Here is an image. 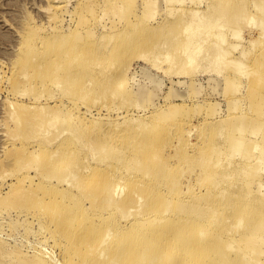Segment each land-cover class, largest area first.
Instances as JSON below:
<instances>
[{"label":"rangeland","instance_id":"1","mask_svg":"<svg viewBox=\"0 0 264 264\" xmlns=\"http://www.w3.org/2000/svg\"><path fill=\"white\" fill-rule=\"evenodd\" d=\"M144 1L147 0H0V102H2L0 103V130H3V132L0 131L2 134L0 138L3 137V140L0 139V239L6 248L15 250L14 255L17 256L15 260L12 256L3 257L0 264H29L34 255L42 251L54 256L48 254V257L46 255L44 258L41 257L49 264L53 258L60 263H64L65 260L66 249L63 241L58 232L56 233L54 223L49 224L45 218L50 210L47 206L51 207L49 203L51 197L48 192H51L52 187L45 189L42 185H35V182L38 183L37 179L45 183L36 176V173H39V170L43 174L52 172L53 166L49 162L32 158V155L29 157L21 150L24 147L27 154L39 150L35 147L37 141L31 139V129L27 127L31 123L35 106L39 103L48 107L47 118L53 109L59 107L64 112L73 113V116H82L89 106L92 112L86 115L85 123L91 124L90 122L93 121L96 124L93 130L86 131L81 143L88 141L92 148H97L104 139L112 140L116 150L110 154L109 164L130 169L134 167L129 165L133 164L131 159L134 157H129V153L123 155L122 150L126 143L133 140L132 143L135 144L138 140L145 141L146 137L139 134L137 136L136 132L132 133L130 129L123 126L117 129L106 124L121 123L124 119L134 120L135 118L148 122L152 118L164 117L166 114L165 117L169 123L176 124L183 116V128L180 131L175 133V131L160 128L153 138L147 141L146 154L139 156L141 163L146 168H152L153 171L158 168V162L159 165L165 162L176 165V157L182 158L181 166L176 165L171 173L167 174L166 184L159 185L153 182L155 186L145 187L146 189L139 191L138 194L142 197H150V192L155 189L157 194L152 195V199L155 202L163 201L164 203L165 198L160 194L162 190L175 188L174 183H177V186L181 184L179 188L184 190L186 182L191 178L190 186L195 188L192 189V196H200L195 185L201 182L202 178L199 175L204 167L219 171V175H216L214 180L224 181L218 183L222 186L219 191H224V194L219 193L216 199L202 198L192 202L183 199L184 202H182L176 197H170L168 206L158 204L155 208L162 210L167 207L166 214H170L169 216L178 214L189 220L193 217L200 218L204 225L211 220V217L214 218L215 225L210 231L212 234L213 230L217 229L221 239L236 236L237 240L231 242V248L238 253L236 255L238 256L244 250L243 253L252 256L248 257L252 259H249L250 262L264 264V230L257 234V238L263 235L258 238L256 246L254 243L250 246L249 243L239 241L240 236L247 230V224L251 222V212L248 210L250 213L243 214L242 211V206L247 202L246 199L248 200L245 196L246 192L250 194L248 197L254 199L258 196L264 201V167L262 168L263 164L256 161L257 157L260 158V150L264 147L262 140L264 136V39L261 38L262 31L258 26V23L263 20H261L263 14L255 7L254 2L258 0H169L168 3L166 0H155L154 17L149 20H140ZM188 11L190 13L196 11L197 14H190ZM195 14L197 16L191 20ZM211 17L220 30L213 29L216 25L212 23L209 27L210 20L212 22ZM250 20L251 22L254 20L255 23H251ZM221 22L226 24L223 30L221 29L223 26L219 27L222 24L218 25ZM185 25L187 27H184ZM198 26H202L201 29L207 26V30L200 31ZM196 27L199 28L198 32H195ZM235 32L237 37L234 36ZM192 33L193 36L196 35L194 40L196 38L197 42L193 41ZM197 35L202 36L199 38ZM214 35L217 36L214 37ZM187 36L192 39L194 45L199 42L196 44L197 47L200 44L199 53H196L197 60L193 63H187L186 55H183ZM219 39L222 44L219 43ZM46 44L51 46L52 51H44ZM72 45L78 46L76 49L79 50L80 56L74 52L71 57L65 59L63 51ZM219 49L225 53L227 50L228 54H220ZM53 51L55 54L52 53ZM167 54L170 58L166 60ZM42 55H48L45 59L47 63H44L43 58L41 59ZM142 56L147 59L141 60ZM215 56L221 59L216 58L215 61ZM222 56L226 59L222 60ZM237 61L240 68L234 65ZM52 62L59 64L58 69L51 65ZM111 63L118 64L119 67L116 68L119 70L120 67L129 68L126 72L127 81L122 84L123 89L129 93L127 96H115L113 89L105 92L107 82L100 80H103V76L107 73L113 72V70L106 71V67ZM177 65L182 70H179ZM173 67L177 70L172 69ZM66 71L69 72L68 75ZM21 77L24 79L22 80ZM226 79L235 81L232 86H228ZM90 81H97L88 95L90 98L78 102V98L82 97L78 90ZM258 81L261 82L258 83ZM35 98L39 100H34ZM73 103L77 105H74L72 109ZM57 105L60 106L57 107ZM171 107L177 109L175 115L170 113ZM12 110L14 113L8 117ZM255 124L259 126L255 127ZM42 126L40 132L50 130L45 128V125ZM254 129H256L255 134L252 132ZM4 132L8 138L14 135L12 140L6 139ZM231 138H233L232 141H230ZM177 139H180L179 143ZM75 145L79 147L81 144ZM184 146L187 148H183ZM254 146H256L255 150L251 149ZM212 147L217 153L211 152ZM244 147L249 151L248 157L243 155ZM160 149H162L160 159L154 162L152 156ZM214 155L219 161L215 160ZM164 156H166L165 161L162 160ZM69 160H73L76 167L88 163L92 169L96 163V158L94 160L90 152L85 154L84 151H80L76 158H64L61 162L66 163ZM205 161L210 164H202L206 163ZM216 163L220 166L215 167ZM201 167H203L202 170ZM35 168H38L37 171ZM123 171L116 175L118 179L116 178L114 182L119 183L121 187L125 185ZM102 172H98L102 178L103 175L110 174ZM63 173L57 169L54 171L55 180L63 179H61L63 182L55 185L59 188L71 189L70 184L75 178L69 175L64 176ZM173 173L178 177H175ZM74 174L79 177L80 170L75 171ZM32 177L35 179L34 184L29 181ZM65 177L67 179H64ZM18 182L23 185L20 190L15 186ZM132 188L133 185L125 187L119 198L125 196ZM74 194L76 197H72V201L75 203L71 202L67 205L73 225H79V228H82V231L80 229L82 238L92 234L99 235L103 232L102 226L108 222L118 221L122 227H125L129 221L140 220L141 214L153 207L146 202V204L121 207L119 210L110 208L107 210L110 216H105L104 220L96 222L93 214L98 213L101 202L95 201L90 206L88 200L80 196V191ZM59 196L62 200V196ZM62 203L67 202L62 201ZM261 205L263 208L255 211L259 216H264V202ZM138 206L140 210L137 209ZM246 207L250 209V206ZM179 209H181L180 212ZM124 214H127L129 218L123 220ZM239 218L242 220L238 224L236 221ZM262 218L263 221H259L264 226V217ZM116 232L111 230L113 235H116ZM226 233L229 235L227 236ZM218 243L215 242L207 250L222 254V244L217 245ZM154 245H157L155 241L149 244L151 249ZM39 250L41 252H38ZM254 251L257 253L255 254ZM223 257L225 259L222 260ZM223 257L211 264L232 263L233 260L224 255Z\"/></svg>","mask_w":264,"mask_h":264},{"label":"bare ground","instance_id":"2","mask_svg":"<svg viewBox=\"0 0 264 264\" xmlns=\"http://www.w3.org/2000/svg\"><path fill=\"white\" fill-rule=\"evenodd\" d=\"M168 1L169 0H166L167 3H168ZM254 3L256 4L255 7L257 8V10H259L263 14L262 18H261V20L262 19L263 20L258 23L259 24L258 26H259L260 30L262 31V34H261L262 37L261 38L264 39V17H263L264 16V0H258V2H254ZM143 5H144V7H143L144 10L143 9L142 10L144 11V13H143V11H141V13L143 14V18H142V14H141L139 19L140 20H149V19L153 18L155 10H156L155 0L144 1ZM118 10H119V8H118ZM120 10H121V6H120ZM176 11H178V9ZM236 11H237V9H236ZM192 13H196V11H192L190 14H192ZM196 14L191 17V20L193 17L197 16ZM211 19H212V17H211ZM197 20H199V18ZM214 22L212 19V22L210 20V24H209V19H208L209 27L212 26V24L216 25L215 24L216 22L215 23ZM250 22H251V20H250ZM252 22H254V20H252ZM188 23L191 24L190 22H188ZM203 23H205L204 20H203ZM219 24H222V25H219ZM203 25H205V24H203ZM218 25H219V27L223 26L221 28L223 30V28L225 27L224 25H226V24H223V22H221V23H218ZM192 26H193V24H192ZM207 26L205 28L206 30H207ZM258 26L256 28H258ZM184 27H187V26L185 25ZM198 27H200V31L201 30L205 31V29H204L205 26H203V29H201L202 26H198ZM214 28H217V25L215 27L213 26V29ZM195 29H196L195 32L199 31V28L197 29V27H196ZM216 30H220V28L219 29L217 28ZM200 33H204V32H200ZM208 33H207V35H208ZM195 34H199V33H195ZM195 34L193 36V33H192L191 37H193L192 39L194 42L195 41L197 42L196 38L194 40V37H196ZM234 34H233L234 36L237 35L236 32ZM209 35L211 36V34H209ZM197 36L200 38V36H202V35H200V36L197 35ZM204 36H206V35H204ZM216 36L217 35H214V37H216ZM198 37H197V39H198ZM218 37H219V35H218ZM221 37L222 36H220V38ZM239 37L240 36H238V38ZM192 39L188 37L187 39H185V41L187 40V45H186V42L183 43V45L184 44L186 45V46L184 45L186 47V49L183 52V55L184 56L186 55L185 60L187 63H193L197 60L196 58L198 56L196 53L200 49L199 48L200 44L198 45V47L196 45L199 42L194 45ZM221 40L223 41L222 38H221ZM221 40L219 39V41H220L219 43H221ZM217 41H218V38H217ZM254 44L256 45V43H254ZM50 47H51L50 45L46 44L44 47L45 48L44 51L45 52L52 51L50 49ZM76 47H78V46L72 45L71 47L64 49L63 53H65V54L63 57L65 59H68L67 57H71V55L74 52H77L78 53L77 56H80L79 55L80 52H79V50L77 51ZM159 47H161V46H159ZM261 49H262V47H261ZM219 51H220V54H223V53L228 54L227 50H226V53L223 52V50H221V49H219ZM52 53L55 54V51H53ZM49 55L52 56L50 54V52H49ZM47 57H48V55H42L41 56V59L43 58L44 63H47L45 61V59ZM168 57L170 58V55L168 56V54H167L165 56L166 60ZM156 58H155V60H156ZM216 58L218 60L219 57L215 56V61H216ZM140 59L144 61L147 58L142 56V58H140ZM220 59L221 58H219V60ZM224 59H226V57L223 58V56H222V60H224ZM171 61H173V59ZM221 62L222 61H220V63ZM229 62H230V60H229ZM235 63H236V61H235ZM222 64H223V62H222ZM51 65L54 66V68L56 67V69H58V67H59V64L57 62H52ZM234 65L235 66L237 65L236 67L240 66V65H238V61H237V64H234ZM116 67H119V65L115 64V63H111V65H108L106 67V71L112 72V70H113V72L110 74L107 73V75L103 76V78H102L103 80H100V81L101 82H103V81L107 82L106 88H105L106 93L108 92V90L113 89V90H115V92H114L115 96H127L129 93L125 89H123L122 84L127 81V73L126 72H127V70H129V68L126 67V69H125L124 67L123 68L120 67V70H119ZM153 67H155V66H153ZM175 67H173L172 69H174ZM178 67L180 68V66H178ZM175 69L177 70V68H175ZM179 70H182V69L180 68ZM169 71H170V69H169ZM63 74L66 76V74L68 75L69 72L66 71V74L65 73H63ZM18 77H19L18 80H20L19 75H18ZM21 79L23 80L24 78L21 77ZM71 80L74 81L75 79H71ZM25 81H26V78H25ZM234 81L235 80H231V79L225 80V82L227 83L228 86H232ZM253 81L255 83V79ZM260 82L258 81V83H260ZM95 83H97V81H94V82L90 81L84 87H81V89L78 90L82 95L81 98H78V100H77L78 102H83L84 99L86 100V99L90 98V96H88V95H90L89 93L93 89V84H95ZM54 86H56V85H54ZM61 92H62V90H61ZM64 93H66V91H64ZM34 100L38 101L39 98H35ZM1 101H3V100H1ZM3 102H5V101H3ZM0 103L2 104V102H0ZM81 104H82V106H84L83 103H81ZM60 105H62L61 101H60ZM60 105H57V107ZM74 105H77V103L72 104V107H71L72 109L74 108ZM250 106H251V104H250ZM171 109H172V107L170 108V110ZM85 110L86 111L82 113V116H73L74 115L73 113L64 112L59 107L57 109H53L52 112L50 114H48V118H47L46 117L47 111H49L48 107H46L45 104H42V105H41V103L37 104V106H35V109H34V115L30 120L31 123H29L30 125L27 123L29 125L27 127H29L31 129V131H30V133L32 134L31 139L37 141V146H35V147H38L39 150H38V152H32L31 154L30 153L27 154L26 149H23L24 147L21 149L23 154L29 155V157L32 155V158L38 159L41 161L43 160V161L49 162L53 166L52 172L46 171L47 173L43 174V173H40V170H39V173L38 172L36 173V176L41 178L42 180H44L46 184L45 183L43 184L42 181H40L39 179H37L38 183L35 182L34 181L35 179L33 177H32V179H29L30 183L34 184V182H35V185H37V186L42 185L43 187H45V189H49L50 187L53 188V189L51 188V192L50 191L48 192V195L51 197V198H49L50 199L49 203H51L50 204L51 207L47 206V207H49L50 210L46 214L45 218L49 224L54 223V225L56 227V233L58 232L60 239L63 241L64 248L66 249V255H65L64 263H60L59 261L54 260V258H53V260H51V258H50V260H51L50 264H211L216 259L223 257V255L226 258L233 260L231 264H259V263L250 262V260H252V259L249 258L250 259L249 260L248 257L251 255L247 256V253H243L244 250L238 256L236 255L238 253L234 252V250L231 248L232 247L231 242L234 240H237L236 236L235 237L233 236L232 238L231 237H229V238L224 237L225 239H221L220 235L217 234V232H218L217 229L213 230V234L210 232L211 228L212 227L214 228V225H215L214 218L211 217V220H209L206 223V225H204V224H202V221L200 218H194L193 217L194 219L192 218L191 220H189V219H187V217H185L183 215L177 214V216H169L170 214H166V212L168 210L167 207L165 209H162V210H158L155 208V206L158 204H164V206H168V203L171 199L170 197H176L177 200H180L182 202H184L183 199H185V200L187 199L186 201H189V202L198 201V200H201L202 198H210V199L215 198L216 199V197H217V195H219V193L224 194V191H222V192L219 191L222 188V186H220L218 184V183H223L224 181L219 182V180H214V177L216 175H219V171H215L212 169L208 170V168L204 167V166H203L204 169H203V167H201V170L203 169L199 175V177L202 178L201 182H199V183L197 182V184L195 183L196 185L194 184L198 188V189L196 188V190H199L200 196H196V195L192 196V194H193L192 189H195V188H191V186H190L189 181L191 178H189L188 181L186 182L187 185H185V186L183 185L185 189L183 187L182 188L184 190L179 188L180 186H182L181 184H179L177 186V183H174V185L176 184L175 188L169 189L167 191L162 190L163 192L160 191L161 193L158 192L165 199H167L168 202H166L167 200H165V199H164V203H163V201H162V203L160 201L155 202V200L152 199V195L157 194L155 189L152 190L150 192V194L148 193L150 197H148V196L142 197L138 194V192L143 190L145 187L151 186V188H152V186H155L156 184H159V185H162L163 183L166 184V178L165 177L167 176V174L171 173V171L173 170L174 167H176V165H178V164L180 165L182 158L176 157L175 158L176 163H177L176 165L173 164L172 162H170V163L165 162V163H162L159 165V162H158V168H155V170L153 171L152 168H146L145 165L143 163H141L139 156L142 154H146L145 149L148 146L147 141H149V139L153 138L155 133L157 131H159L160 128H163V130H172V131H175V133L177 131H180L183 128V116L179 119V121L176 124H172L171 122L169 123V121L167 120V117H165L167 114L164 117L158 116L156 118H152V120H150L148 122H144L141 119L135 118L134 120L131 119L132 121L130 119H129L130 121L127 119H124L121 123H110L109 122V124H106L109 127L117 128V129L121 128V126H123L127 129H130L129 131L132 133L136 132L137 136L139 134V135H144L146 137L145 141L139 142V140H138L135 144L132 143L133 140L132 141L129 140L131 142L126 143V146L122 150L123 155L126 153H129V155H130V156L128 155L129 157H131V156L134 157V159L133 158L131 159V160H133L132 161L133 164H129V165L134 166V167L132 169H130V168H126L125 166L121 167V165L120 166H118V165L113 166V165L109 164L108 159L110 158V154H112L116 150L115 145L113 146V144H115V143L112 140H107L108 138L104 139L103 143L101 142L97 148H92L88 141H86L83 144L81 143V139H83V137L85 136L86 131L93 130L94 129L93 127H95V124H96L93 121L90 122L91 124L85 123V121H87L86 115H88L92 112V110L89 106H87V108ZM176 111H177V109L174 108L170 111V113L175 115ZM10 113H11L10 115H7L8 117H10L12 115V113H14V111L10 112ZM243 117L244 116H242V118ZM94 119H96V118H94ZM243 119L245 120V118H243ZM95 122H97V121H95ZM259 124L257 126H259ZM42 125H45V128H48L50 130L40 132V129H42L41 127H43ZM254 126L257 127L256 124ZM255 130L256 129L252 130V132L254 134L256 132ZM1 132H3V130ZM178 135L180 136V134H178ZM262 135H263V133H262ZM4 136L6 137V139L8 138L7 137L8 135L5 134V132H4ZM12 136L14 137V135H12ZM128 137H130V136H128ZM2 138H0V139H2ZM12 138H8V139L12 140ZM232 139L233 138H231L230 141H232ZM177 140H178L177 143H179L180 139H177ZM262 140L264 143V136H262ZM6 142H7V140H6ZM233 142L235 143L234 140H233ZM259 142H261V141H259ZM78 143L81 144V145H79V147L75 145ZM93 143H95V142H93ZM209 143H207V144H209ZM256 143H258V142H256ZM260 144H262V143H260ZM156 145H158V144H156ZM119 146H120V143H119ZM153 146H155V145H153ZM263 146H264V144H263ZM109 147H112V148L108 149ZM174 147H175V145H174ZM248 147L249 146H247V148ZM255 147L256 146H254V148H251V149L255 150ZM81 148H84V149H81ZM183 148H187V147L184 146ZM247 148H245V150L243 149V155L244 156L247 155V157H248L249 151H247V150H249V148L248 149ZM162 149H164V148H162ZM162 149L158 150L154 154V156H152V160H154V162L161 156ZM216 149H217V147H216ZM186 150H188V149H186ZM80 151H84L85 154H88V152H90L93 159L95 160V158H96V160H95L96 163H95V166H93V169H92V167L90 168L88 163H84V164H81V166L76 167L75 164L73 163L74 162L73 160H69V162H66V163L61 162V160H64V158H68V159H71V157L76 158V156L80 154ZM244 151H246L245 154H244ZM211 152H213V154H214V152L217 153V151H215V150L213 151V147H212ZM153 153H151V155H153ZM260 153H261L260 158L258 159V157H257V160L256 159L255 160L258 161V163H261L264 165V147L260 150ZM215 155H214V157H215ZM217 155H219V154H217ZM107 156H109V157H107ZM165 157L166 156H164V158L162 160L166 159ZM214 157H212V158H214ZM86 158H87V156H86ZM168 158L171 159V157H169V156H168ZM216 159L218 160L217 157H215V160ZM131 160H130V162H131ZM211 160H208V161H210V163H213V162H211ZM208 163L209 162L202 163V164L205 165ZM217 163H216L215 167L220 166V164L217 165ZM263 165H262V168L264 167ZM155 167H156V165H155ZM37 169L38 168H35L36 171H37ZM56 169H57V171L64 172L63 173L64 176L69 175V176H72L75 178L74 182L72 184H70L71 189L59 188L58 186L55 185L56 183L59 184V183L63 182L62 178H56V180L54 179V177H55L54 171H56ZM90 169H92V170L89 172ZM77 170H80V176L79 177H76V175L74 174L75 171H77ZM102 171H105L106 173L109 172L110 173V174H108L109 176H107V174H105V175H103V178H102L100 175H98V172L103 173ZM121 171H123V173H125V179H124L125 185H124V187H121L119 185V183H114L116 178L118 179L117 176L119 175V173H121ZM174 176L176 177L177 175L174 174ZM72 177H70V178H72ZM111 177H113V179ZM64 179H67V177H65ZM185 179H184V181H185ZM196 179H197V177H196ZM71 180H73V179H71ZM153 182H156V184H154ZM68 183H70V182L68 181ZM68 183H66V185ZM249 184H248V187H249ZM128 185L129 186L133 185L132 190L128 191L125 194V196H123L122 198H119V196L123 194L122 193L123 189L125 187H127ZM15 186L17 187L18 190H20L21 186H23V185L21 184V182H18V184ZM196 190H194V191H196ZM46 191H48V190H46ZM76 191L81 192L80 196L87 199L88 204L90 206L93 205V202H95V201L99 200L101 202L100 203L101 206H98L100 208V209H98L99 210L98 213L96 215L93 214V218L95 219L96 222H101L102 220H104L105 216L109 217L110 214L107 212V210L110 208L111 209L114 208V209L119 210V209H121V207H127V206L133 205V204L134 205H137V204L140 205L143 203L146 204V202L153 205V207H151L150 209H148L147 211L142 213L141 214L142 217L140 218V220L129 221L126 223L125 227H122L121 223L118 221L108 222V223H105L103 225L104 227L102 226L103 232L99 233V235H93L92 234L89 237L82 238L80 235L82 228H79V225H73L72 220H71V215H70L71 213H70V210H68V205H67V204H70L71 202L75 203L74 201H72V199H73L72 197H76V194H74ZM190 193H191V195H190ZM43 194L45 195V193H43ZM59 195L62 196V198H63L62 200H61V197ZM248 195H250V194L247 191L245 196H246V198H248V200L246 199L247 202L244 204V206H242V209H243L242 211H243V214H247L248 210L251 212V222H249L247 224L248 225L247 230L243 233V235L240 236L239 241L242 240L246 243L251 244L250 246H253L254 244H255L254 246H256V244L259 241L258 238H260L263 235L262 234L258 238L256 237L257 234L260 233V231L264 230V226H262L263 223L261 221H259V220L263 221L262 217H264V216L263 215H261L262 217L259 216L258 212L255 210H257L259 208H263L261 203H263L264 201L261 200L258 196H255V198L253 199L252 197H248ZM62 201L67 202V203L66 204L62 203ZM154 202H155V204H154ZM165 202H166V204H165ZM40 203L43 204V202L41 200H40ZM178 203H179V201H178ZM85 206H87V205H85ZM246 206H250V209H247ZM224 208H226V206ZM137 209H139V206ZM128 210H127V213H128ZM134 210L138 211L136 209H134ZM180 211H181V209H179V212ZM250 212H248V213H250ZM213 213H215V212H213ZM124 217L125 218H122L123 220L126 218H129V217H127V214H124ZM225 220L226 219H224V221ZM241 220H242L241 218L237 219L236 223L239 224ZM80 229H81V231H80ZM112 229H113V231H117L116 235H113L111 233ZM221 233H223V232H221ZM208 234H212V235L208 236ZM226 234H227V236L229 235V233H226ZM255 238H257L258 240ZM153 241H155L157 243V245H154L153 249H151L149 244L153 243ZM215 242H219L217 245L222 244V248H223L222 254H219L218 251H211V250L208 251L207 250V248L214 245ZM252 243H254V244L252 245ZM148 246H149V248H148ZM246 249H245V251L248 250V249L247 250ZM14 252H15V250L11 251L8 248H6V245L0 239V260L3 257H8V256H12V258H14V260H15V258L17 256L14 255ZM38 252H41V251L39 250ZM42 253H43V251L40 254L34 255L33 259L31 257L32 260L30 261V263L29 262L28 263L29 264H49L48 262H46L45 260L42 259V258H44V255L47 256L49 253H47V252L43 253V254ZM254 253L256 254L257 252L254 251ZM49 255H52V254H49ZM218 255H221V256L219 257ZM24 257H26V256H22V258H24ZM221 259L223 260L225 258L223 257Z\"/></svg>","mask_w":264,"mask_h":264}]
</instances>
